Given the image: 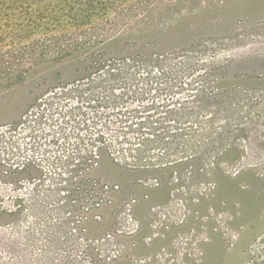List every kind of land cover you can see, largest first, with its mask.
I'll list each match as a JSON object with an SVG mask.
<instances>
[{"label": "rangeland", "instance_id": "374dc122", "mask_svg": "<svg viewBox=\"0 0 264 264\" xmlns=\"http://www.w3.org/2000/svg\"><path fill=\"white\" fill-rule=\"evenodd\" d=\"M120 1L123 13L112 16L113 26L81 25L74 29L69 25V34L90 42L87 50L75 51L61 62L41 63L24 82L8 89L4 88L7 74L0 64V137L15 141L28 137L29 142L48 152L43 155L47 161L44 165L50 169L49 162L56 163V174L52 170L47 175L52 186L49 181L38 182L41 187L36 193H45L41 194V201L34 198L29 188L33 177L43 178L42 169L29 168L21 173L16 170L6 176L0 165L1 183L17 182L19 177H24L28 190L26 210L21 217L18 210L3 209L8 202L18 204L17 193H10L7 198L0 188V264L11 263L5 251L8 232L10 252L17 254L16 250L24 244V264H37L39 249L43 247L39 243L41 220L55 227L58 236L55 255L41 264H88L80 235H98L107 224L92 220L86 224L79 222L82 193H87L91 183L101 178L118 183L119 193L123 195L133 191L142 193L144 189L135 185L139 177H164L172 167L131 168L117 159L118 153L129 151L139 141L145 142L143 139L148 135L143 131L151 128L165 126L169 135L178 133L185 140L180 130L174 131L186 122L188 112L213 110L217 112L214 118L219 119L223 108L206 99L211 80L220 89H228L259 87L244 80L264 78L260 61L264 53L258 49L264 45L242 48L244 40L235 32L239 22L252 27L264 20V0ZM70 7L73 0H69V22L75 14ZM77 14L84 20L89 18L84 12ZM90 17L96 19L98 15ZM166 64L168 71L177 70L179 75L147 82L144 78L147 71L159 76L155 65ZM194 95L200 98L199 103ZM106 100L116 101L106 106ZM179 102L182 105L178 106ZM170 110L177 114L176 119L182 118V123L170 120ZM138 128L142 133L134 131ZM32 134L34 138H30ZM206 136L209 139L202 142V147L192 148L194 151L210 149L211 142H220L228 134ZM180 149L187 152L186 148ZM153 153L160 155L162 149L155 148ZM93 159L96 165L90 163ZM86 163L91 164L90 169L81 171ZM216 177L220 186H231L235 179L220 172ZM237 179L247 180L243 182L247 189L248 181L258 178L245 172ZM162 190H150L152 199H162L159 196ZM46 249L49 251V246Z\"/></svg>", "mask_w": 264, "mask_h": 264}, {"label": "built area", "instance_id": "2783aa9c", "mask_svg": "<svg viewBox=\"0 0 264 264\" xmlns=\"http://www.w3.org/2000/svg\"><path fill=\"white\" fill-rule=\"evenodd\" d=\"M235 32L244 40L242 48L264 45V20L252 27L239 22ZM155 66L159 75L163 70L169 69L168 64L163 68ZM171 77L174 76H157L159 79ZM157 78L147 82H156ZM211 82L206 99L217 102L223 108L219 119L214 118L217 112L213 110L188 112L183 126L175 129L176 131L173 129L174 132L180 130L185 135V140L178 133L169 135L165 126L151 128L143 131L148 135V140L139 141L134 147L148 149L149 152L144 155L146 158L135 161L133 158H126L128 151L118 153L117 159L131 168L172 166L167 175L139 177L135 185L144 189L142 193L133 191L123 195L119 193L118 183L102 178L93 181L92 188L87 193H82L79 222L86 224L92 220L107 224L98 235H80L86 248L88 264H111L116 261H123L125 264H201L205 258V247L210 243L213 233L219 236L225 249L236 248L241 229L234 224L237 210L227 207L224 201L218 205L209 201L218 188L217 172L232 179L251 172L264 183V88L238 86L220 89L213 80ZM194 98L199 103L198 95H194ZM114 101L116 100L108 104ZM180 105L182 103L179 102L178 106ZM172 112L170 110V120L182 123V118H177L180 119L177 121V114ZM165 113L168 114L166 111ZM134 131L142 133L139 128ZM161 133H165L167 137L156 139V135ZM210 133L228 136L222 137L215 144L211 142L210 149L194 151L192 148L202 147V142L209 139L206 135ZM32 137L35 134L30 135ZM155 148H161L162 154L155 155ZM180 148H186L187 152ZM45 153L48 152L29 142L28 137L17 141L7 136L0 137V165L4 175L10 176L16 170L22 172L29 168L42 169L43 178L33 177L29 188L30 193L39 201L41 194L45 193H36L41 187L38 182L44 180L51 183V177L48 178L47 175H51L52 170L56 174V163L53 160L49 162L50 169L44 165L47 162L43 158ZM75 159L80 161L79 156H75ZM91 162L93 165L97 164L94 159ZM90 163H86L80 170L87 172L91 167ZM25 181L24 177H19L17 182H0V188L3 193H7V198L10 193H17L18 197L16 206L8 202L3 209L7 212L18 210L21 217L26 210L25 193L28 190ZM29 183L31 181L28 180ZM49 185L52 186V183ZM161 188L166 191L165 197L153 200L149 191ZM38 229L41 238L39 243L43 247L39 249L36 262L41 264L55 255L58 236L55 227L48 225L46 221L41 220ZM5 230H9L8 224ZM81 230L84 232L85 227ZM7 235L9 237V232ZM48 246L49 251L46 249ZM142 248L146 251H139ZM20 251L24 259L15 252L7 253L6 258L11 262L9 264H24V244H21ZM244 253L243 264H264V228L248 242Z\"/></svg>", "mask_w": 264, "mask_h": 264}, {"label": "trees", "instance_id": "16d2710c", "mask_svg": "<svg viewBox=\"0 0 264 264\" xmlns=\"http://www.w3.org/2000/svg\"><path fill=\"white\" fill-rule=\"evenodd\" d=\"M120 3V0H73L70 10L75 14L69 22V0H0V64L4 65L8 78L4 88L24 82L30 71L41 63L61 62L75 51L87 50L90 42L69 34V25L74 29L81 25L113 26L112 16L123 13ZM80 12L89 18L84 20L77 14ZM94 14L98 15L96 19L90 17ZM179 73L163 70L159 77L178 76ZM144 78L151 80L157 76L149 70ZM109 102L105 101V105ZM164 137H167L165 133L156 135L158 140ZM147 152L148 149L130 148L126 158L140 161L146 158Z\"/></svg>", "mask_w": 264, "mask_h": 264}, {"label": "crops", "instance_id": "0c3cea01", "mask_svg": "<svg viewBox=\"0 0 264 264\" xmlns=\"http://www.w3.org/2000/svg\"><path fill=\"white\" fill-rule=\"evenodd\" d=\"M258 49L264 53V46ZM260 61L264 67V54ZM244 83L264 88V78H247ZM262 110L264 112V102ZM237 178L234 179L231 186H220L218 183L217 191L209 202L218 205L224 201L227 207L237 210L234 224L241 227L240 240L235 249L228 250L222 245L219 236L213 233L210 243L205 247V258L201 264H243L244 250L248 242L264 228V183L259 179L250 180L248 181L249 187L245 189L247 185L243 182L247 180H238ZM240 183L244 185L242 189L245 190L238 187ZM165 193L166 191L162 190L159 196L164 198Z\"/></svg>", "mask_w": 264, "mask_h": 264}, {"label": "flooded vegetation", "instance_id": "af4514ba", "mask_svg": "<svg viewBox=\"0 0 264 264\" xmlns=\"http://www.w3.org/2000/svg\"><path fill=\"white\" fill-rule=\"evenodd\" d=\"M21 173V172H20ZM19 188H21V186L19 185L18 186ZM6 239H7V246H6V249H5V251H6V253H8V252H10L11 250H10V247H9V237H8V235L6 236ZM17 251V254L19 255V256H21V258L22 259H24V255L23 254H21L22 253V251H20V248L19 249H17L16 250Z\"/></svg>", "mask_w": 264, "mask_h": 264}]
</instances>
